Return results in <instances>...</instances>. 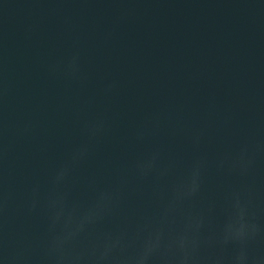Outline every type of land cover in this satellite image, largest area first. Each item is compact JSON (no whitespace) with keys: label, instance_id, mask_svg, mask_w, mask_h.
Listing matches in <instances>:
<instances>
[{"label":"water","instance_id":"95a60500","mask_svg":"<svg viewBox=\"0 0 264 264\" xmlns=\"http://www.w3.org/2000/svg\"><path fill=\"white\" fill-rule=\"evenodd\" d=\"M0 264H264V0H0Z\"/></svg>","mask_w":264,"mask_h":264},{"label":"clouds","instance_id":"9594fccd","mask_svg":"<svg viewBox=\"0 0 264 264\" xmlns=\"http://www.w3.org/2000/svg\"><path fill=\"white\" fill-rule=\"evenodd\" d=\"M238 234H242V232L238 230Z\"/></svg>","mask_w":264,"mask_h":264}]
</instances>
